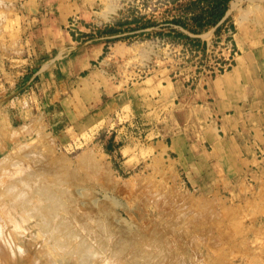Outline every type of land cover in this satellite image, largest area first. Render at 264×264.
<instances>
[{
    "label": "rangeland",
    "instance_id": "rangeland-1",
    "mask_svg": "<svg viewBox=\"0 0 264 264\" xmlns=\"http://www.w3.org/2000/svg\"><path fill=\"white\" fill-rule=\"evenodd\" d=\"M185 2L0 0V160L15 159L14 167L24 168L20 179L31 177L27 191L42 187L40 203L57 208V222L66 220L89 248L104 244V253H115L119 264L159 260L160 264H264V211L257 209V203L223 193H200L174 163L163 160L159 150L145 148L142 140L137 146L132 143L123 156L120 149L129 142L115 137L114 127L53 132L40 108L47 97L39 94L37 81L28 88L24 85L48 56L42 28L54 25L64 7L69 14L62 29L79 43L107 36L112 45L135 46L130 59L114 63L110 70L125 79L173 71L180 46L203 51L206 41L222 35L224 24L234 32L221 20L197 34L171 23ZM213 29L210 40L195 37ZM111 30L116 32L112 35ZM233 46L238 54L234 42ZM133 59L139 66L134 71ZM198 79L184 83L190 88ZM8 213L19 224L8 225L0 217V234L7 236L0 241L5 252L0 264H48L39 254L42 250L50 256V264H69L59 255L56 259L49 246L53 242L41 236L47 228L43 218L33 212L26 219L19 217V211Z\"/></svg>",
    "mask_w": 264,
    "mask_h": 264
},
{
    "label": "crops",
    "instance_id": "crops-1",
    "mask_svg": "<svg viewBox=\"0 0 264 264\" xmlns=\"http://www.w3.org/2000/svg\"><path fill=\"white\" fill-rule=\"evenodd\" d=\"M247 1L229 2L221 19L234 29V66L190 88L172 71L141 80L111 74L135 46L112 45L107 36L79 43L62 29L69 14L65 7L54 25L42 28L48 56L24 85L37 81L39 94L47 97L40 108L53 132L114 127L115 137L129 142L120 149L123 156L142 140L200 193H223L264 211V0ZM214 35L213 29L195 37L204 41ZM138 67L133 59L132 70Z\"/></svg>",
    "mask_w": 264,
    "mask_h": 264
},
{
    "label": "bare ground",
    "instance_id": "bare-ground-1",
    "mask_svg": "<svg viewBox=\"0 0 264 264\" xmlns=\"http://www.w3.org/2000/svg\"><path fill=\"white\" fill-rule=\"evenodd\" d=\"M234 8H236V2L233 1L231 2V9ZM253 11H257V7L254 8ZM31 161H33V159H31ZM16 163L17 161L15 159L8 160L5 159V157L0 160V213H1L0 217L4 219L3 222L7 221L8 225L9 223H13L15 226H18L17 224L19 223H17L14 217L11 216L8 212H11L13 210L19 211L20 212L19 217L21 219H26L30 217L33 212V214L34 213L37 214V216L43 218L45 221L44 224L42 225H44V227L47 228H45V231L41 230L40 234L41 236L48 237V238H44V240L46 239V241L49 240L53 242L54 245H49V246H51L54 256L59 255L62 258H66L69 264H115V263L119 264L121 260L120 258L118 259V256H116L115 253L113 252H108L107 254L104 253V251L107 249L104 244L103 247L99 249L89 248L88 246H85L83 243H81L80 239H78L77 236L74 235L73 232H71L69 223L66 222V220L63 219L62 221L57 222L59 218L57 217V214L55 212L57 208L55 206H52L53 204L43 205L40 203V198L41 195L43 194L41 192L42 189L41 186H35L36 190L34 188V190L32 191H30L31 189L27 191V187L30 186L28 185L29 178L31 177L20 179L22 178L24 168H22L21 166L14 167L17 165ZM1 178L3 179L2 182H1ZM25 187H26V191L24 190ZM36 195H39V197H36ZM51 208L54 209V212H50ZM44 227L42 229H44ZM9 228L11 229V227ZM9 231L12 232V230H8V232ZM18 234L19 233H17V235ZM15 236H16V232H15ZM6 239H7L6 235L3 236L0 234V241L1 240L4 241ZM4 254L5 252L3 251L2 248H0V255L5 257ZM39 254L41 256L43 255L45 262L50 264L51 258L47 254H45L44 250L40 251ZM156 262L160 264L161 261L159 260ZM54 263L56 262H53V264Z\"/></svg>",
    "mask_w": 264,
    "mask_h": 264
},
{
    "label": "built area",
    "instance_id": "built-area-1",
    "mask_svg": "<svg viewBox=\"0 0 264 264\" xmlns=\"http://www.w3.org/2000/svg\"><path fill=\"white\" fill-rule=\"evenodd\" d=\"M222 35L206 41L203 51L180 46L178 49L179 62L174 67L172 75H179L185 81L202 77H215L227 72L237 57L233 46V32L227 25L222 26Z\"/></svg>",
    "mask_w": 264,
    "mask_h": 264
},
{
    "label": "trees",
    "instance_id": "trees-1",
    "mask_svg": "<svg viewBox=\"0 0 264 264\" xmlns=\"http://www.w3.org/2000/svg\"><path fill=\"white\" fill-rule=\"evenodd\" d=\"M228 1L229 0H186L185 3L179 5L181 12L171 20V23L180 26L191 34L200 33L215 26L221 20L226 11ZM187 13H189L188 16ZM114 32L116 31L111 30L112 35ZM106 34L103 33L102 35ZM177 35L182 36L178 32ZM184 37L185 40H190L187 36ZM192 41L194 42V40ZM196 41L197 40H195V42Z\"/></svg>",
    "mask_w": 264,
    "mask_h": 264
}]
</instances>
